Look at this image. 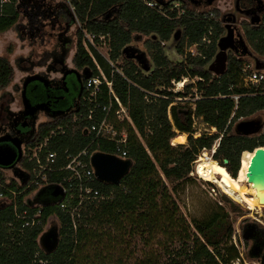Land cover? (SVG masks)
Wrapping results in <instances>:
<instances>
[{
    "label": "trees",
    "instance_id": "obj_1",
    "mask_svg": "<svg viewBox=\"0 0 264 264\" xmlns=\"http://www.w3.org/2000/svg\"><path fill=\"white\" fill-rule=\"evenodd\" d=\"M25 1L12 0L0 7V34L17 27L21 2ZM72 1L82 30L95 35L96 42L100 36L108 40L111 62L124 61L120 68L114 63L111 67L104 57L91 49L131 120L132 125L117 121L114 115L111 118L114 127L127 134L126 151L132 167L119 185L96 183L103 199L82 207L75 229L69 214L57 205L58 198L51 196L52 185L42 187L33 200L28 201L31 205L34 202L43 205L39 226L22 229L15 222L12 208L0 205V264H231L238 260V251L229 245L233 235L230 217L222 206L216 205L201 219L192 220V230L171 194L191 180L189 174L203 149L211 150L218 142L211 161L235 179L238 175L244 177V168L253 151L264 147V128L251 137L232 132L236 122L264 113V83L245 85L242 73L245 67L242 57L255 54L264 58V18L255 27L243 24L245 41L251 51L247 47L249 53L245 54L241 47L237 53L229 54L225 73L215 76L207 71V65L214 58L216 43L224 32L219 10L195 13L180 5L185 12L179 16L177 9H170L177 0H147L157 4L154 8L147 7L142 0ZM43 6L36 11L38 14L33 13V17H40L47 10L51 15V10L61 7L72 25L64 0L55 5L44 0ZM16 30L18 32V28ZM82 30L76 32L72 62L78 68H86V76H97L99 72L83 46ZM177 30L182 31V36L174 43L175 52L183 57L180 62L168 59L164 52ZM204 37L209 44L198 46L197 56L186 53ZM139 41L143 42L149 56L148 71L122 54L124 48ZM8 50L12 52L11 47ZM195 78L197 81L193 85H185L182 91L172 93L174 84ZM13 79V66L0 56V96L7 94L6 89ZM106 93L104 86L102 104L108 103ZM194 94L198 97L189 103ZM175 99L183 103L174 105ZM116 109L113 105L112 112ZM74 111L40 123L27 148L42 143L53 129L65 125L72 119ZM195 118L201 119L216 133L194 139ZM84 124L74 125L64 136L50 140L49 149L59 155L57 165H62L65 150L75 155L90 142V138L81 132ZM176 132L187 135L186 145L170 144ZM113 147L112 143L100 141L92 148L111 153ZM223 160L228 163L224 165ZM19 166L25 171L31 169L25 157ZM63 175L51 174L49 181L58 182ZM162 178L172 186L171 192ZM0 184L16 191L22 189L2 172ZM35 188L31 186L18 196V203ZM2 191L5 192L1 186ZM224 200L228 201L225 197ZM231 205L235 211L240 210L233 203ZM52 216L59 223V244L53 253L47 254L37 240L47 219ZM247 257L256 260L254 255Z\"/></svg>",
    "mask_w": 264,
    "mask_h": 264
},
{
    "label": "built area",
    "instance_id": "obj_2",
    "mask_svg": "<svg viewBox=\"0 0 264 264\" xmlns=\"http://www.w3.org/2000/svg\"><path fill=\"white\" fill-rule=\"evenodd\" d=\"M64 1L71 16L72 25L78 26V29L82 30L83 28L77 18L74 2L72 0ZM142 1L149 8L157 6L154 1ZM11 2L12 0H0V7L10 4ZM180 5L179 2L175 1L170 7L171 10L177 9L179 16L183 15L185 12L183 9L179 8ZM163 15L165 16V13H163ZM82 33L83 46L95 64L99 74L97 76L89 75V77L86 78L84 83L85 93L78 108L74 111L72 119L65 123V125H59L53 129L42 143L26 148L23 151L22 159L24 157L26 158L27 165L31 167L30 171H25L18 165L22 159L15 167H13L15 171L10 170L13 173L12 180H14V182H16V184L22 189L16 191L12 188H8V186L0 184V187L2 186L5 190V192H0V205L12 208L15 222L19 223L22 229H30L41 225L40 216L43 205L35 202L31 205L28 201H32L34 195L42 187L52 185L54 188L57 187L62 191V196L58 197L57 205L62 211L69 214L71 226L74 229L76 228V219L79 218V213L82 207L86 203L103 199L102 194L95 187L96 183L99 182L97 181L94 170L90 164L92 154L98 152L93 150L92 147L94 144H98L100 141L112 143L114 145L113 151L106 154L113 155L121 160L128 159L126 151L128 142L127 134L124 131L119 132L112 124L111 118L112 115H114L117 121H126L132 125L131 120L128 117L125 108L115 96L112 90V83L105 78L91 52L92 48L97 51V46L101 43L105 45L106 40L104 37L100 36L98 37L99 42H96L95 35L89 34L85 30H82ZM203 44H209V41L205 37L201 39L200 44H195L188 48L186 53H189L192 56H197L198 53L194 52V49L196 51V48ZM104 59L111 67H114L113 62H111L109 58V54ZM242 73L245 85L258 86L259 84L264 83L263 70H256L254 67L250 68L245 65ZM186 81V79H183L181 82L177 83V85H183ZM104 86L107 89V104H102L100 102ZM234 98L235 100L237 99V97ZM113 105L117 106V109L114 112H112ZM100 114H102V116H99ZM168 118L170 119L169 113ZM81 122L85 123L81 127V132L86 137L90 138V142L75 155L68 150H65L60 162L62 165H57L60 161L59 155L57 152L49 149L50 140L52 138L64 136L67 130L74 125L79 126ZM216 144L218 146V143ZM217 146H215V148L213 147V153ZM6 170L7 169L0 168V172H2L5 177ZM51 174L64 175L58 182L51 183V181H49V176ZM198 177L200 179L202 178L199 175ZM31 186H36L35 190L28 196L24 197L19 204L18 196ZM19 208H22L23 210L20 211ZM49 227H51V217L47 219V222L43 227V232Z\"/></svg>",
    "mask_w": 264,
    "mask_h": 264
},
{
    "label": "flooded vegetation",
    "instance_id": "obj_3",
    "mask_svg": "<svg viewBox=\"0 0 264 264\" xmlns=\"http://www.w3.org/2000/svg\"><path fill=\"white\" fill-rule=\"evenodd\" d=\"M216 1L217 0H213L211 4H208V0H186L189 5L205 8L213 5ZM177 2L184 7L183 2L180 0H177ZM43 5L44 0H27L21 2L22 13L25 15L26 22L14 27L15 30L18 28L19 41L23 42L27 39H35L43 34L45 27H37L36 25L39 24L37 21V19H39L38 15L33 17V13H37L36 11L39 7L42 9L44 8ZM232 10L235 14L243 15L248 21L247 23L255 27L264 18V1L232 0ZM48 11L49 10L43 12L40 18L44 19V16H50V12L48 13ZM235 14L226 13L221 16L222 23H226L225 27L229 25L230 28L234 30L236 49L234 51H229L228 55L229 53H237L239 48H241V44L237 42V36L240 34L236 32L231 24L235 22ZM51 16H53L51 18L52 22L55 20L59 21L56 26L53 25V23L51 24V29L53 31L56 30L54 36H51L53 39L51 41V51L45 52L43 59L38 63L32 62L30 58L16 60L17 69L15 67L13 68H15L16 72L20 71L24 73V76L20 77L19 85H14L12 81L6 89L7 94L0 96V138L18 137L22 144V153L27 148L33 131L41 118L45 120H55L70 111L76 110L85 93L84 83L86 80V68L76 67L71 57L73 42L68 33L72 25L66 19L64 9L61 7H57L54 11L51 10ZM43 24L44 23H42V25ZM243 24L244 23H242L241 27H243ZM56 27H58V30ZM225 27H223V29ZM226 32L225 28V34ZM38 67H41L43 71L34 72ZM34 77L43 79L46 84L38 80L28 83L25 88V95L32 106L43 105V108L36 112L33 117H29L24 115L22 92L25 79ZM10 88L13 89V93ZM15 95L18 97H15ZM16 103H19L20 107L13 109L12 106ZM59 112L63 113L60 116H56ZM0 146L11 147V144L8 142H1ZM10 170L15 171L14 168ZM259 208L264 209V206ZM253 210L254 209L251 207L250 211ZM259 216L261 220L252 216V214L247 216L246 218L248 219L242 225L241 230V242L246 246L247 255H254L258 262H260V258L264 252V214Z\"/></svg>",
    "mask_w": 264,
    "mask_h": 264
},
{
    "label": "rangeland",
    "instance_id": "obj_4",
    "mask_svg": "<svg viewBox=\"0 0 264 264\" xmlns=\"http://www.w3.org/2000/svg\"><path fill=\"white\" fill-rule=\"evenodd\" d=\"M46 1L51 2V5H55L59 0H46ZM180 1L184 3V7H183L184 9L189 10V11H193L195 13L207 12V11H211L212 9H217L220 11L221 16H222V14H226V13L235 14L232 10V0H217L215 3H213V5L206 7V8L205 7H195V6L189 5V3L186 2V0H180ZM235 15H236L235 22L231 23L232 27L235 28L236 32L242 36L244 42L246 43L244 33H243V29L241 26H242V23H247L248 21L245 19V17L243 15H240V14H235ZM40 17H39V19H37L39 24H36V25H37V27H41V26L45 27V29L43 30V34H41L40 36H38L35 39H29V40L27 39L23 42L19 41V39H18L19 33L15 30V28H13L9 33L0 34V56H3L6 59H8L9 62L13 65V67L16 68V60L21 59V58H23V59L24 58H30L32 62L38 63L39 61H41V59H43L45 52L51 51V46H52L51 41L53 40L51 36H54V32H56V30L53 31L51 29V24L53 23V25L56 26L59 21L55 20L52 22L51 18L53 16H51V15L50 16H48V15L44 16L45 17L44 19L40 18ZM25 22H26L25 15H23L22 9H21L17 25H19V24L21 25ZM42 23H44V24L42 25ZM225 24L222 23V26L225 27ZM56 29L58 30V27H56ZM77 30H79L78 26L72 25L71 29L68 33L70 35L73 43H75V40H76ZM224 35H225V28H224V32L221 35V37ZM181 36H182V31H181L180 37ZM142 41L133 42L131 44V47L136 49L138 52H143L146 55L147 59L149 60V56L145 50V47L143 46ZM16 45H18V47H16ZM167 45H168V49H165L164 52H165V55L168 57V59L176 61V62L182 61L183 57L178 55L174 50L173 40L170 41L169 43H167ZM246 45H247V43H246ZM10 47L12 49L11 53L8 52L9 51L8 49ZM247 47L249 48L248 45H247ZM249 50L251 51L250 48H249ZM217 51H218V49H217ZM97 52L100 55H102L104 58H106L107 55L110 54V47L108 44V40H106L105 45H103V43H101L100 45L97 46ZM194 52H197V51H195V49H194ZM73 54H74V46H73V50L71 53L72 59H73ZM229 54L233 55L234 53H229ZM242 59H243L245 65L249 66L250 68L254 67V64H255L254 60H258V62L261 63L263 65V68H264V58L258 57L255 54H253L252 57H242ZM45 60H47V59H45ZM212 61H213V59H212ZM113 63L115 65H117V67H119V68H120V66L124 65V61H122L120 59H118L117 62H113ZM23 65H25V64H23ZM208 65H207V67H208ZM40 71H43V69L41 67H38L34 70V72H40ZM22 76H24V73H21L20 71H18L17 74L14 76V79H13L14 85L20 84V77H22ZM186 80L187 81L182 86L177 85V83L174 84L172 87V93H178V92L182 91L183 86L193 85L197 81L196 78L193 80H188V79H186ZM10 90L13 93V89L10 88ZM15 97H18V96L15 95ZM197 97H198L197 94H194V97L190 98V100H188V102L193 103V101ZM178 101H179L178 99H175L174 105H176L177 103H179V105H181L183 103V102H178ZM19 107H20L19 103H16L15 105L12 106L13 109H16ZM252 119H257V120H260L262 123H264V113L259 112L255 115L249 117L248 119L240 120V121L236 122L232 127V132H234L235 126L239 122L246 121V120H252ZM46 121H48V120L41 118L39 120L37 126L40 123H43ZM193 130L194 131L192 133V136L194 139L201 136V135H204V134L212 135V134L216 133L215 129L209 128L205 123L202 122L201 119H196V118L193 120ZM176 134H177V132H176ZM178 134H180V133H178ZM170 144L172 146L175 145L174 142H172V141H170ZM186 144H187V135H185L184 145H186ZM176 145H178V144H176ZM215 146H217L216 143L213 145V147L215 148ZM213 147L211 150L203 149L200 152V154L197 156V158L193 164L192 172L189 174V177L191 180L189 182H187L186 185L181 187L177 193H174L171 195H172L181 215L184 217L186 222L190 225V228L192 227L191 226L192 220L201 219L204 215L208 214L212 209H214L216 207V205L222 206L229 214L230 221L232 224V229H233V235L231 237L229 245L230 244L233 245L239 253V259L235 260L231 264H259L258 261L249 259L247 257L246 246H244L241 242V230H242V225L248 219L246 217L252 214V216L261 220L259 215L264 214L263 208H258L256 206H253L250 204L251 203L250 200L253 197L248 194L247 190L248 189L254 190L252 188V185L248 184V183H243V177L239 178V175H238L237 178H235L237 180L236 187L239 189L240 188L243 189V191H245V194H243L244 198L240 199L241 201L240 200L235 201L234 199H231L227 194H225L219 188V183H220V177L219 176H215L212 178H206V179L202 177L200 179L198 177V175L196 174L197 173L196 169H197L198 163L200 161H202V159L206 158V159L212 160ZM241 157L239 159L238 168H240V166H241ZM5 172H6L5 173L6 177L9 180H11L13 173L10 170H6ZM162 180H163V182H165V180L163 178H162ZM165 184L168 186V189L171 192L172 186L167 184L166 182H165ZM235 196H237V195H235ZM224 197L228 201H225ZM231 203H233L240 210L235 211L233 209ZM251 207L254 209L253 211H250ZM259 207H262V206L259 205ZM248 209H250V210H248ZM53 223H55V225L58 227V230H59V223L57 222V219L54 216L51 217V226L53 225Z\"/></svg>",
    "mask_w": 264,
    "mask_h": 264
},
{
    "label": "water",
    "instance_id": "obj_5",
    "mask_svg": "<svg viewBox=\"0 0 264 264\" xmlns=\"http://www.w3.org/2000/svg\"><path fill=\"white\" fill-rule=\"evenodd\" d=\"M213 0H208V4H211ZM226 34L220 37L217 41L216 47L218 49L215 54L213 61L208 65L207 71L215 76H221L225 73L228 62V52L234 51L235 40H234V30L226 25ZM181 31L177 30L173 36V42H177L180 38ZM155 39V36L153 37ZM237 42L241 44V47L245 54H248V48L244 43V40L240 35L237 36ZM123 56L128 60H134L139 64L144 71L149 70L148 59L143 52H138L132 47H126L122 50ZM254 68L256 70H264L263 65L254 60ZM89 75L86 76L88 78ZM40 81L46 84L43 79L34 77L26 78L23 84L22 92V102L24 106V115L33 117V115L42 110L43 105L32 106L25 95V88L28 83L32 81ZM63 112H59L56 116H60ZM264 128V123L260 120L252 119L241 121L235 126L234 133L242 137H251L262 132ZM1 142H8L11 144L9 146H0V167L5 169H12L17 162H19L22 157L21 142L18 137L8 138L1 137ZM224 165L228 163L227 160H223ZM90 164L94 170L95 177L98 182L106 185H119L121 180L129 173L132 167V161L130 159L121 160L113 155L95 152L90 158ZM264 175V147H258L253 151V156L246 163L244 168L243 183L252 182L255 183V188L257 190L264 189V181L261 177ZM51 196L53 198H58L62 196V191L55 187L51 191ZM260 201L264 203V197H261ZM38 244L41 249H43L47 254L53 253L59 244V232L56 225H52L48 228L38 239ZM259 264H264V252L260 258Z\"/></svg>",
    "mask_w": 264,
    "mask_h": 264
},
{
    "label": "bare ground",
    "instance_id": "obj_6",
    "mask_svg": "<svg viewBox=\"0 0 264 264\" xmlns=\"http://www.w3.org/2000/svg\"><path fill=\"white\" fill-rule=\"evenodd\" d=\"M179 86H182V84H179ZM174 142V144H184L185 143V135L184 134H177L175 138L171 140ZM204 155V154H203ZM253 156V154H252ZM196 172L199 176L203 178H212L215 176L220 177V183H219V188L227 194L231 199L240 200L243 199V194H245V191L243 189H239L236 187L237 185V180L231 177L227 171L221 167V166H216L212 163L211 160L209 159H202L198 163ZM241 178V177H239ZM261 179L264 181V175L261 177ZM248 184L252 185V188L254 190L248 189V194L251 195L253 198L250 200L251 205L256 206L259 208L260 206H264V203L260 201L261 197H264V189L263 190H257L255 188V183L254 181L247 182ZM237 195V196H235ZM241 201V200H240Z\"/></svg>",
    "mask_w": 264,
    "mask_h": 264
},
{
    "label": "crops",
    "instance_id": "obj_7",
    "mask_svg": "<svg viewBox=\"0 0 264 264\" xmlns=\"http://www.w3.org/2000/svg\"><path fill=\"white\" fill-rule=\"evenodd\" d=\"M12 29H10L9 31H7V32H5V33H9L10 31H11ZM16 47H18V45H16ZM12 65V64H11ZM14 69V76L17 74V72L15 71V68H13ZM1 168V167H0ZM3 169H5V168H3ZM7 170H10V169H7ZM54 225V224H53ZM50 228V227H49ZM45 232V231H44ZM44 232H42L40 235H39V237L44 233ZM39 237H38V239H39ZM37 242H38V240H37Z\"/></svg>",
    "mask_w": 264,
    "mask_h": 264
}]
</instances>
